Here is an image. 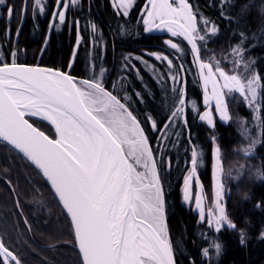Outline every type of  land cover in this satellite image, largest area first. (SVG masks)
I'll use <instances>...</instances> for the list:
<instances>
[{
    "label": "snow or ice",
    "instance_id": "obj_1",
    "mask_svg": "<svg viewBox=\"0 0 264 264\" xmlns=\"http://www.w3.org/2000/svg\"><path fill=\"white\" fill-rule=\"evenodd\" d=\"M30 2L34 18L37 14L44 16L49 11L48 0ZM80 2L54 0L50 31L68 23L67 12ZM227 2L224 0V3ZM22 3L26 16L27 0H22ZM134 4L135 0H113L117 13L125 17L129 16ZM148 4L150 7L145 8L141 16L144 31H166L169 38L164 43L176 53L184 52L181 40L190 46L199 68L206 109L201 113L195 100H187L181 75L185 69L182 66L177 68L167 55L152 53L150 55L156 60L167 61L173 85L180 84V87L172 88L173 102L166 122L158 125L151 116L148 117L152 130L163 132L170 138L174 136V146L187 131V143L192 145L194 141L188 128L185 105L190 106L199 121L214 128L213 108L219 120L227 123L230 119L229 101L235 98L234 94L246 102L254 113V119L259 121L260 110L264 107V76L255 70V60L245 59L246 50L242 47L244 33L240 34V42L231 49L233 68L226 71L219 63L212 64V58L204 62L200 56L198 43H206L208 35H215L218 29L214 22L198 16L190 0H148ZM0 6L11 20L16 12L15 6H9L7 0H0ZM210 23L211 27H208ZM72 24L76 28V47L67 72L18 63L15 60L16 50L5 55L0 49V57L11 61L0 65V144L6 143L22 154L50 185L71 226L72 243L82 255L83 264H178L169 242L166 198L158 164L142 122L131 110V97L125 94L121 99L106 87L102 79L103 68L99 75L91 78L71 75L83 42L80 21L77 19ZM200 25H204L203 30ZM90 28L95 34L96 25L92 23ZM21 31L22 24L16 30L17 41ZM7 39L10 45V28ZM47 43L46 39L45 49ZM93 46H96L95 40ZM143 62L149 71L155 70L154 65ZM162 78L157 76V79ZM137 96L142 100L140 93ZM26 117H39L48 122L54 128L56 137L50 138ZM241 127L245 137H248L247 127L243 123ZM212 142L217 144L215 135ZM260 142L259 135L251 138L249 145L242 149L244 155L251 156ZM212 155L214 208L205 213L203 189L198 178L194 181L197 190L195 208L199 212L200 222L206 223L215 232H221L224 226L235 230L236 224L226 212L219 146L214 147ZM202 163L203 153L197 147H191V167H186L183 177L185 202L190 199L193 179ZM244 167L241 165V169ZM257 176L264 179L259 172ZM25 224H28L27 220ZM260 238L264 239V232ZM240 242L245 243L243 232ZM210 247L215 249L218 257L221 245L213 240ZM210 254L209 248L202 250L203 258ZM0 257V264H24L3 242H0Z\"/></svg>",
    "mask_w": 264,
    "mask_h": 264
},
{
    "label": "trees",
    "instance_id": "obj_2",
    "mask_svg": "<svg viewBox=\"0 0 264 264\" xmlns=\"http://www.w3.org/2000/svg\"><path fill=\"white\" fill-rule=\"evenodd\" d=\"M145 2L136 0L129 16L125 17L117 13L111 0H81L67 12L68 23L50 31L54 0H48L46 15L37 14L35 18L30 0H27L26 16L22 0H7L9 6H15L16 12L9 20L0 6V49L5 55L16 50L18 63L69 71L68 63L76 44V28L72 22L78 19L83 42L71 75L91 78L99 75L103 68L102 79L106 87L121 99L125 94L131 97V110L142 122L158 164L166 198L169 241L178 264H264V239L260 238L264 232V179H257L254 174L247 175L238 188L230 191L227 213L236 224L235 230L224 228L217 233L206 228L197 218L199 212H193L181 201V185L186 167L190 166L191 147H197L203 153V163L197 175L204 191V203L210 199L213 148L206 127L188 104L185 105V115L194 144L188 145L187 131L174 146V136L170 138L151 128L149 116L158 125L166 122L173 102L172 88L180 87V84L173 85L167 65L145 52L162 53L169 56L177 68L182 66L185 69L181 75L187 100H195L200 112L202 101L189 46L181 40L184 52L176 53L164 43L168 37L145 32L141 19ZM190 3L195 5L198 16L214 22L218 29L215 35H208L206 43H198L202 58L207 62L212 58V64L219 63L222 68L231 70L234 59L231 49L240 42V34L244 33L242 47L246 50L245 59L255 60V70L264 76V0H228L227 3L224 0H190ZM92 23L97 27L95 34L90 28ZM21 24L22 31L17 41L16 30L21 28ZM200 27L203 30L204 25ZM9 28L10 45L7 39ZM42 49L45 50L42 52ZM21 50L24 53L21 54ZM209 50H213L215 55H207L211 54ZM143 61L154 65L155 70L149 71ZM4 62L11 61L0 57V65ZM158 75L163 78L157 79ZM230 103L233 115L250 118V111L236 98ZM33 123L54 137L47 124L36 120ZM259 127L261 142L247 161L264 177V107L259 113ZM215 130L220 138L224 166L239 162L236 149L241 142L234 123L217 121ZM258 204L262 206L258 207ZM241 232L245 234L244 244L240 242ZM0 239L24 264H82L72 243L71 226L50 188L23 157L5 143L0 144ZM213 240L221 245L218 257L215 249L210 247ZM205 248H209L211 253L207 258L202 257Z\"/></svg>",
    "mask_w": 264,
    "mask_h": 264
},
{
    "label": "rangeland",
    "instance_id": "obj_3",
    "mask_svg": "<svg viewBox=\"0 0 264 264\" xmlns=\"http://www.w3.org/2000/svg\"><path fill=\"white\" fill-rule=\"evenodd\" d=\"M136 1V0H135ZM112 4H113V0H111ZM150 7V5L148 4V0H146L143 8H142V15H144V9L145 8H148ZM116 10L117 8L114 7ZM143 22V21H142ZM144 28H145V25H144ZM156 31V30H155ZM158 31H161L163 34V36H166L169 38V34L164 31V30H158ZM157 32V31H156ZM167 38V39H168ZM166 40V39H165ZM82 44V43H81ZM189 46V45H188ZM76 47V44L74 46V48ZM199 47V46H198ZM73 48V49H74ZM80 48V47H79ZM200 48V47H199ZM189 49H190V46H189ZM190 51V50H189ZM73 52V50H72ZM208 52H210L211 54H207V55H215V53L213 52V50H209ZM20 53H24V51H20ZM146 55H150L152 53H159V52H145ZM162 54V53H160ZM163 55V54H162ZM189 55H192L191 58H192V65L195 69V73L197 75V81H198V85H199V89H200V92H201V103H202V112L205 111V107L203 105V94H204V89H203V84H202V81L199 79V68H198V65L196 64V62L194 61L193 59V54L191 53L190 51V54ZM200 55H202L200 53ZM204 55V54H203ZM151 57H153L155 59V57L153 55H150ZM71 58H72V55H71ZM158 61V60H157ZM203 61L204 62H207L206 59L203 58ZM161 62V61H159ZM162 63H165L167 65V61H163ZM145 65V63H144ZM146 67V66H145ZM224 69V68H223ZM226 71H228V69H225ZM230 70V69H229ZM153 72V71H152ZM155 74V73H154ZM156 74H158L156 72ZM209 91H210V86H209ZM235 95V98L237 100V102L241 105H244L245 108H247L248 111H250V118H245V117H242V116H239V115H233L232 114V107H231V100L229 101L230 103V108H229V121L227 123L225 122H222L219 120V116L218 114H216L214 112V108H213V113H214V124L216 126V122L217 121H220L222 123H225V124H228V123H234L235 127H236V130L238 131L239 133V136H240V142L241 144L237 147L236 149V152L238 153L239 157H238V161L239 162H236V163H233V164H230V165H226V167L224 166V159H223V153L221 152V161H220V164H221V169H222V176H221V179H222V183H224L225 185V195H226V212H227V205H228V199H229V196H230V191L231 190H235L236 188L239 187V184H240V181L246 177L247 175H253L257 178V179H260L258 178L257 176V171L254 170V168L252 167V165L247 161L249 157L251 156H245L242 149L246 148L249 143H250V139L251 138H257V136L259 135V132H260V127H259V121L255 120L254 119V113L252 111V109L246 104L245 101H243L242 98H240L238 96V94H234ZM201 112V113H202ZM203 123V125L206 127L207 129V134H208V139L211 141L212 143V148L214 149L215 146H219V141H220V138L218 137V133L216 132L215 130V127L214 128H209L206 123L204 122H201ZM244 124L247 129H248V137H245L244 135V132L242 130V127H241V124ZM215 135L216 137V140H217V144L214 145L213 142H212V136ZM150 147V145H149ZM256 147V146H255ZM255 149V148H254ZM254 152V150H253ZM253 155V153L251 154ZM155 160V158H154ZM201 165V164H200ZM199 165V166H200ZM241 165H244L245 167L243 169H241ZM198 166V168H199ZM191 167V165L189 166V168ZM211 168H212V164H211ZM142 170V169H141ZM198 174V173H197ZM260 175L263 177V175L260 173ZM198 178V175L193 179V186H192V190H191V196H190V199L189 201L185 202L183 200V182H182V185H181V201L183 202V204H185L186 206L189 207V205L191 204V206L189 208H191V210L195 213L198 212V210L195 208L194 206V203H195V196H196V187H195V179ZM199 179V178H198ZM202 188V186H201ZM203 189V188H202ZM203 197L204 196V191H203ZM208 201L204 203V208L205 210L207 208L209 209H212L214 208V201H213V191H212V187H211V194H210V199H207ZM192 201V203H190ZM228 215V213H227ZM199 216V215H198ZM229 216V215H228ZM199 222H200V219L199 217H197ZM230 218V217H229ZM206 228H208L207 224L206 223H202ZM167 225V223H166ZM168 228V226H167ZM224 228H227L226 226H224ZM223 228V229H224ZM210 229V228H208ZM169 230V229H168ZM170 242V241H169Z\"/></svg>",
    "mask_w": 264,
    "mask_h": 264
},
{
    "label": "water",
    "instance_id": "obj_4",
    "mask_svg": "<svg viewBox=\"0 0 264 264\" xmlns=\"http://www.w3.org/2000/svg\"><path fill=\"white\" fill-rule=\"evenodd\" d=\"M21 64H24V63H21ZM25 65H29V66H39V67H47V66H42V65H40V64H25ZM47 68H52V67H47ZM52 69H56V68H52ZM65 72H67V71H65ZM72 76H74V75H72ZM74 77H76V76H74ZM77 78H79V77H77ZM105 84V83H104ZM27 119H29V122L30 123H33V120H36V121H40V122H43V123H46L51 129H52V132H53V134H54V137H51V136H49L50 138H55L56 137V133H55V130H54V128L48 123V122H46V121H43L41 118H39V117H37V118H30V117H26ZM33 125L34 126H36V127H38L40 130H42L37 124H35V123H33ZM42 131H44V130H42ZM45 132V131H44ZM45 134H47L46 132H45ZM48 135V134H47ZM6 144V143H5ZM18 153V152H17ZM19 155H21L22 156V154H20V153H18ZM26 160V159H25ZM29 163V162H28ZM30 164V163H29ZM213 164H214V160H213V162H212V168H211V187H212V191H213V188H214V181H213V175H212V173H213ZM31 165V164H30ZM32 166V165H31ZM33 168H34V166H32ZM35 169V168H34ZM36 170V169H35ZM37 171V170H36ZM38 172V171H37ZM40 175V174H39ZM41 176V175H40ZM42 177V176H41ZM44 179V178H43ZM44 181H45V179H44ZM46 182V181H45ZM47 184V183H46ZM48 185V187L50 188V185L49 184H47ZM50 190H51V188H50ZM51 192H52V194L54 195V197H55V199L57 200V202H58V198L55 196V194H54V191L53 190H51ZM62 208V207H61ZM0 242H1V239H0ZM76 248V250H77V252H78V254H79V257H80V260H81V263L83 264V261H82V255L79 253V250H78V248L77 247H75ZM1 259H2V257H0Z\"/></svg>",
    "mask_w": 264,
    "mask_h": 264
},
{
    "label": "flooded vegetation",
    "instance_id": "obj_5",
    "mask_svg": "<svg viewBox=\"0 0 264 264\" xmlns=\"http://www.w3.org/2000/svg\"><path fill=\"white\" fill-rule=\"evenodd\" d=\"M157 32H156V31ZM151 33H153V34H158V35H161V34H163L161 31H158L157 29H153L152 31H150ZM213 160L214 159H212V162H213ZM212 164V163H211ZM190 203H192V201L190 202ZM191 206V204L189 205V207ZM194 206H195V203H194ZM203 206H204V201H203ZM210 209L209 208H207L206 210H205V213L207 214V212L209 211Z\"/></svg>",
    "mask_w": 264,
    "mask_h": 264
},
{
    "label": "bare ground",
    "instance_id": "obj_6",
    "mask_svg": "<svg viewBox=\"0 0 264 264\" xmlns=\"http://www.w3.org/2000/svg\"><path fill=\"white\" fill-rule=\"evenodd\" d=\"M46 124V123H45Z\"/></svg>",
    "mask_w": 264,
    "mask_h": 264
}]
</instances>
